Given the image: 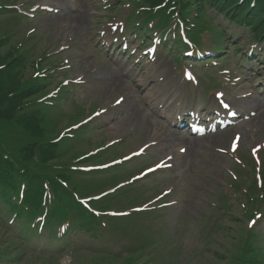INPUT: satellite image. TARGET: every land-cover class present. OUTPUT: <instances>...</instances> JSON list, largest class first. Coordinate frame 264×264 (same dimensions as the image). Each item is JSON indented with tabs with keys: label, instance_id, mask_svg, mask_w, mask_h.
<instances>
[{
	"label": "rangeland",
	"instance_id": "obj_1",
	"mask_svg": "<svg viewBox=\"0 0 264 264\" xmlns=\"http://www.w3.org/2000/svg\"><path fill=\"white\" fill-rule=\"evenodd\" d=\"M15 1L19 5L43 4L54 8V11L50 13L38 12L31 21L27 19L15 21L6 18L2 19L0 23V31L16 32L15 40L28 37L29 31L33 28L36 29L33 34H30L27 42V44L35 43L32 59H40L45 54H54L50 59L60 63L59 68H66L65 71L53 74L54 78L49 81L48 87L51 90L58 89L60 85L57 84V80L63 77L68 79L82 77L81 81L86 82L82 85L71 84L67 89V97H58L59 100L61 99L58 103L62 109L54 113L59 114L61 111L66 114V116L60 117L58 128L66 126L70 121H73V124L76 122L75 120L87 117L93 112V108L110 107L118 96L126 97L120 106L112 107L105 115L97 118L95 124L91 126L93 129L81 136L79 147L73 151L94 149L98 147L99 143H109L123 136L126 137L125 141L120 143L116 150L124 153L136 150L149 141H160V144L156 146L159 150H156L155 153L152 148L145 159L130 162L126 170L128 173L132 171L133 167L135 170L144 162L153 163L154 159L151 158L154 157V154L158 155V159L176 149L177 145L188 146L189 152L186 159L167 177L162 176L161 179H156L155 175H152L137 184L140 198H143L144 202L161 193L166 186H175V191L169 196V200L176 204L169 209H158V212L144 220L151 219L154 229L168 237L167 247L172 248L179 245L181 249L176 251L175 255H166V261H163L154 249L158 243L156 241L149 245V250L154 249L149 264H163V262L164 264H177V260L181 259L184 253L191 254L187 258V264H231L232 259L235 264L236 257L239 255H241L240 263H243L246 258L252 257L255 253L239 248V245L248 230L252 229L259 236L261 234L264 236V217L259 219L253 228L248 226L251 219L248 213L257 208V204L248 203L246 197L236 198V195H240L242 191L234 190L235 188L231 186V178L235 172H238V162L235 158L221 153L219 149L228 150L233 133L240 131L242 142L239 156L244 162L249 160L252 163L248 151L255 144L264 143V69L258 64L259 59L254 63L245 62L242 66L250 65L252 70H256L255 74L262 76L261 79L255 78L254 72L242 71L238 68L236 52H230L225 68L228 70L239 69L237 71L248 83L239 90L234 89L233 95L255 91L254 95L245 100L234 98V102L242 110L256 108L258 114L262 113L263 117L259 118V115H255L251 120L244 121L234 129L209 137L193 139L172 129L161 117L166 113L168 117L173 118V110H170L172 106L174 110L181 105L185 108L184 110H188L186 109L188 106L200 105L204 99L203 106L211 101L206 91L202 89V83L198 88L189 85L185 87L182 85V81L175 79L176 73L173 70L174 63L171 57L179 55L181 50L173 48L172 41H170L173 39V35H170L163 50L159 47L156 63L161 58L163 59L154 65L143 63L137 66L136 61L130 59V54L120 55V51L115 54V49L108 51L100 43L102 36L99 32L113 34L111 25L113 22L122 21L126 27L128 26L129 22L127 23L125 18L129 15L131 8L128 4L126 8L123 7V3L128 0ZM109 3H113L114 8L109 7ZM212 13L215 12L212 11ZM120 25L118 30L122 31ZM225 26L227 29L234 28L239 31L236 40L242 46L239 51V55H241L246 46H251L252 39L244 30H240L238 26L229 21L225 22ZM130 32L134 31L129 30L128 33ZM133 35L134 33L131 36ZM141 40L142 38L139 37V44ZM160 51L161 53H159ZM258 52V57L263 58L264 47L262 51ZM33 72L34 64L30 61L26 68V76H31ZM206 73L211 74L215 79L217 84L214 87L215 90L230 86L218 68L200 72V78ZM121 75L122 78H120ZM217 75L223 81L218 79ZM121 81L124 84L118 87ZM200 98L201 101H199ZM164 101H166L164 108H160L159 103ZM75 116L77 117L74 118ZM217 137L222 138L223 142H218ZM241 166L244 171H240L239 175L244 176L245 181H248L245 184H252L249 181L251 178L250 167ZM219 195L223 196V200L217 197ZM223 201L230 205L225 212L221 208ZM111 203L113 204V200ZM262 207L264 209V203H262ZM4 220L6 221V219ZM105 222L107 223L105 224L106 228L111 226L109 219H105ZM17 225L18 221L14 226ZM47 233L46 230L43 233L39 232L36 242L30 244L17 258L16 256L13 260L4 258L2 264H54L55 262L48 263L49 261L45 263V260L53 258L37 255L38 246L43 244ZM10 234L11 232L5 231L0 226V239L7 238ZM171 234L176 239L170 237ZM71 237L73 240L64 248L66 251L64 255H66H63L64 257L62 256L55 264L86 263L97 250L107 249L118 252L132 245L131 241L126 239L119 240L110 228L98 236L79 231L71 234ZM145 244V241H141L139 246ZM78 258L79 261H77ZM123 258H119L116 263L122 264ZM103 262L107 263V260L104 259Z\"/></svg>",
	"mask_w": 264,
	"mask_h": 264
},
{
	"label": "trees",
	"instance_id": "obj_2",
	"mask_svg": "<svg viewBox=\"0 0 264 264\" xmlns=\"http://www.w3.org/2000/svg\"><path fill=\"white\" fill-rule=\"evenodd\" d=\"M264 10V0H258L257 7L252 10V14L257 16ZM1 63V60H0ZM19 85L10 80V77L4 72H0V108L16 106L21 103L17 97H11L10 94L19 91ZM32 127V126H31ZM28 129H32V128ZM23 178L26 180H32L33 176L28 173L20 174L12 170V164H9L2 156L0 150V183L3 187L18 189V186H13L12 182H18V178Z\"/></svg>",
	"mask_w": 264,
	"mask_h": 264
},
{
	"label": "snow or ice",
	"instance_id": "obj_3",
	"mask_svg": "<svg viewBox=\"0 0 264 264\" xmlns=\"http://www.w3.org/2000/svg\"><path fill=\"white\" fill-rule=\"evenodd\" d=\"M239 139V137H237V140ZM233 150H235V146H234V149ZM253 223H255V222H253Z\"/></svg>",
	"mask_w": 264,
	"mask_h": 264
}]
</instances>
